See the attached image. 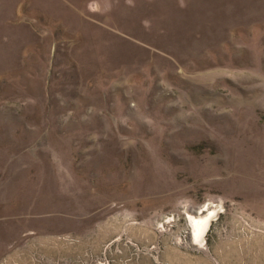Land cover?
Instances as JSON below:
<instances>
[{
    "label": "rangeland",
    "instance_id": "obj_1",
    "mask_svg": "<svg viewBox=\"0 0 264 264\" xmlns=\"http://www.w3.org/2000/svg\"><path fill=\"white\" fill-rule=\"evenodd\" d=\"M0 264H264V0H0Z\"/></svg>",
    "mask_w": 264,
    "mask_h": 264
},
{
    "label": "bare ground",
    "instance_id": "obj_2",
    "mask_svg": "<svg viewBox=\"0 0 264 264\" xmlns=\"http://www.w3.org/2000/svg\"><path fill=\"white\" fill-rule=\"evenodd\" d=\"M198 218V217H197ZM194 220V222L193 223H195L194 225L197 227L196 228V230H197V232H199V235H202L201 234V231H202V224H203V222H205V220H204V218H200V219H193ZM198 228H200L199 230L200 231H198Z\"/></svg>",
    "mask_w": 264,
    "mask_h": 264
}]
</instances>
